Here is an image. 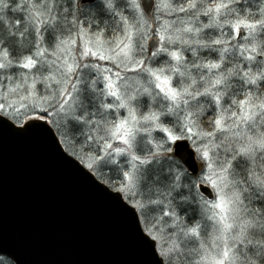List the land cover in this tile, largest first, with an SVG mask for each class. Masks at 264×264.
Wrapping results in <instances>:
<instances>
[{
  "label": "snow or ice",
  "instance_id": "obj_1",
  "mask_svg": "<svg viewBox=\"0 0 264 264\" xmlns=\"http://www.w3.org/2000/svg\"><path fill=\"white\" fill-rule=\"evenodd\" d=\"M0 134L102 194L144 264H264V0H0Z\"/></svg>",
  "mask_w": 264,
  "mask_h": 264
},
{
  "label": "water",
  "instance_id": "obj_2",
  "mask_svg": "<svg viewBox=\"0 0 264 264\" xmlns=\"http://www.w3.org/2000/svg\"><path fill=\"white\" fill-rule=\"evenodd\" d=\"M0 256L13 264H144L108 200L42 144L0 134Z\"/></svg>",
  "mask_w": 264,
  "mask_h": 264
},
{
  "label": "rangeland",
  "instance_id": "obj_3",
  "mask_svg": "<svg viewBox=\"0 0 264 264\" xmlns=\"http://www.w3.org/2000/svg\"><path fill=\"white\" fill-rule=\"evenodd\" d=\"M0 262H2V264H12L10 261H8V259L1 256H0Z\"/></svg>",
  "mask_w": 264,
  "mask_h": 264
},
{
  "label": "trees",
  "instance_id": "obj_4",
  "mask_svg": "<svg viewBox=\"0 0 264 264\" xmlns=\"http://www.w3.org/2000/svg\"><path fill=\"white\" fill-rule=\"evenodd\" d=\"M9 261V260H8ZM11 262V261H10ZM12 263V262H11Z\"/></svg>",
  "mask_w": 264,
  "mask_h": 264
}]
</instances>
